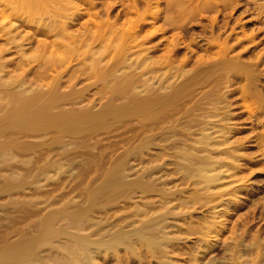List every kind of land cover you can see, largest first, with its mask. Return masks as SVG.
Segmentation results:
<instances>
[{
  "label": "bare ground",
  "instance_id": "1",
  "mask_svg": "<svg viewBox=\"0 0 264 264\" xmlns=\"http://www.w3.org/2000/svg\"><path fill=\"white\" fill-rule=\"evenodd\" d=\"M23 1H24V3H23L24 6L27 4V6L32 5L35 8L37 7L36 8L37 12L40 11L41 13H42V10H39L40 6H38V5L41 4L42 6L44 5V7H45L46 4L47 5L50 4V3H48L49 0H30V1L34 2L31 5H30L29 0H28L29 4H28V1L22 0L21 2H23ZM51 1L53 2V0H51ZM57 1L60 2V0H57ZM70 1L73 4L75 0H70ZM80 1L82 2L83 0H80ZM117 1H118V5L123 3V2L121 3L120 0H107V1L104 0V3H103L104 7L102 6L101 8H105L104 9L106 11V12H104L105 18H101L99 13L96 11L92 12V14H89V16H90L89 19H92V20L94 19L95 21H97V22H95V26H96L97 30L100 28L103 29L102 27H105L107 30L105 28L103 30L110 31L111 34H113V36L110 37V39L108 38L109 40L107 41V40L103 39V38H105V36H103L105 33L104 34L102 33L103 35H101V32L103 31L102 30L99 33H100L101 37L103 36L102 37L103 41L99 40V42H101V47L103 48V50L98 52L97 50L98 49L100 50L101 47L100 48L97 47L98 49H96V52H98V53H96V55H92L91 52L88 51L92 55V58L89 57L90 55H88L89 53L87 52V50H86V53H84L85 55H87V57H89V59L91 58L89 61V60H87L88 58L85 59L86 56L85 57L83 56L84 59L86 60L85 62L90 63V66L92 68L91 69V72H92L91 75H92L93 79L91 76H89L90 74L89 75L86 74L90 77L89 78L87 76L89 78V80L90 79L91 80L88 83H85L82 85L80 84L81 87L75 88L77 82L81 83L79 81V79L76 82L73 81L74 83L71 81L73 83V84L71 83L72 85L69 84V85L65 86L63 84V86H62V83L60 82V80L65 82L64 79L67 77H65V78L63 77L64 79L61 78L59 80V77L56 74L57 77L55 76L56 77V78L54 77L55 80H53L54 79L53 78L52 79L53 81L51 80L50 83L48 82V79H47L48 83H46L45 85L43 83H41L40 85H36V87H31L29 82H33V80L27 81L28 82V85H27L26 84L27 82L25 83V80H28V79L24 80L23 76H22L23 80H20L21 78H19V82L17 83L18 85L16 84L18 87L16 89H14V88L10 89L9 88L10 90L7 91L6 95L8 96V94L10 92L9 95H11V96H8V99L12 97V99L14 100V101H12L14 106H13V109L10 108L11 111H10V109H7V111L9 110V112H8L9 113V119L7 120L6 124L4 122V124L6 126L2 125L3 122L0 120L2 122V123L0 122V134H2L0 136H2V137L6 136L3 133L4 132L6 133V131L9 129H10V131L12 129L11 132L14 131L17 135H21L23 139L27 135L29 137L30 133L35 134L33 132H36L37 136H38V135H40V132H41V135L43 132L44 133L46 132V134H47V133H49V132H47V130L50 131V129L51 130L53 129V132L55 130V133H56L55 136L52 138L50 137L51 135L49 136L50 133L47 134L51 138L50 140H49V137H48V141H47V138L43 139V140L41 139L42 141H40V144L36 143L38 146L37 147L34 146V148H39V145H41V150L43 153L39 152L37 149V151H38L37 153H39L40 156H42L41 154H44L45 151L48 152V154L45 153L47 155V157H44V160L42 158L43 164L40 165V167L37 169V173L35 175L33 174V177L31 176L32 177L31 183L39 184V179L41 178V177L39 178V175L42 173H46V172L50 173V171H51V173L53 172V174L44 177L47 182L50 180L52 182L62 180L61 177L63 176V177H66L63 180L69 179V180H71L72 184H74L75 181L73 183L72 180L75 179L74 174L76 173V181H80V184L78 183L74 189H77V192L82 196V198L77 203H75V202L73 203V201L71 200L72 198H71V199H69V200H71V202L69 200L62 202L61 206L60 207L58 206L59 207L58 209L54 208V210H50V212L48 211L47 214H45L44 216L41 217V220H42V218H43V220H45V222L42 220L45 225L43 224V222L40 221L41 222L40 227H43V225H44V227L40 228L41 230L39 229L40 232H38L37 235L35 233L36 236L33 235L34 237H30L31 239H29V238L28 239L24 238V240L20 239L19 240L20 243L16 242L18 240L13 241L12 244H10V242H9L10 245L8 244L6 248L5 247L3 249L0 248L1 249L0 250V264H41L39 261H41V259H43V258L40 259V255H39L40 253H38L39 251L37 250L35 252L33 250V248H34L33 246H35V243L37 244L39 242V244H40L41 242L47 241L49 239L51 240L52 238H55V237L57 238L56 235H59V234L66 236V238L69 240V242H66L65 244H67V247L69 248V250H72L71 251L72 253L76 252L75 253L76 255L72 254L74 257L77 256L78 262H75V264H89L90 259L92 260V257L94 258L95 254L102 252V250L103 251L104 250L108 251L109 249L116 250L115 247L116 246L118 247V245H123L124 248L126 247V249L129 250V252L134 253L135 252L134 245L137 244L136 246L139 245L141 247L143 246V248L146 247L150 250L153 249V250H155V252L157 250V252H159V254H161V255L166 254V256H167V253L171 252L170 251V250H172L171 248H173L175 246L174 242L176 241V239H178L175 236H173V233L171 232V229H170L173 226H176L174 220L178 219L179 217L181 218V216L179 215L181 213L175 212L174 209H177L178 206H182V208H183V206H187V204L185 202H180V203L176 202V198L174 196H175L176 192L180 191L179 189L178 190H177V188L172 189V187L170 188V186H169V188L165 187L173 181V178H174L173 176H175V175H172L170 177L171 172L168 173L167 171H165V170H167V167H165L167 164L166 160L164 159L165 161L162 160V162H160L158 164H157V162L155 163V161H157L158 158L162 157L163 155L167 154L166 152H168V154H169V151L165 152L164 150H170L171 149V151H172V149H173L174 152L169 154L170 158H171V156H173L174 158L179 157L178 159L181 160V162L178 161V162L174 163L176 166L175 167L176 170L173 171L172 174H176L177 171L179 172V169H183V172L181 173L182 177H183L182 179L188 178L189 176L190 177L191 176H195V177L199 176L198 179H200L202 182V183H200V185L204 184L203 186H205V187H208V185L211 182L212 183L216 182V179L218 178L216 175H214V173L209 175V171H212L211 169L214 168L212 165L213 163L211 164V161L208 160V157H206V155L199 154V152L201 153V151L204 150L203 145L207 142H204L203 145H202V143H203V141H205V139L208 138L209 133L208 134H201V136L198 137L200 135L199 134L197 136L198 138H196V140L193 141L194 144H188L186 142V140L188 138H190L198 130H200L201 127L204 129V128H206L205 126L210 124L209 122H203V119L208 118V117H211V118L219 117V120L217 119L218 122L220 121V119L221 120L223 119L221 113H217L218 111L217 112H213V111L211 112L210 110H206L205 107H207V106L204 107V104L205 103L207 104V102L209 104V100H211L213 97L216 100H218L219 97L223 96L222 94H221L222 96H220V94H217V95H219V97L216 98L217 95H215L213 93H216L221 88H222L221 90H223L224 86L222 87V84L224 85L227 83L225 85V87L226 86L228 87L229 85L234 84L236 82V80L238 78H240L239 76H241L242 74H239V76L238 75H236V76L232 75L231 76L229 73H231V72L234 73L235 71L237 72L241 68H244V66H245L244 63L242 61H240L235 54L233 56H232V54H231V56H229L230 47H228L226 45H222V43L218 42V39L220 38L218 36V34H216V33H218V31L216 33H214V31L212 32V30H211L212 25L211 24H208V25H211L209 27L211 34H210L209 39L207 40V44H206L207 47H205V48H202L200 46V44L197 41H195V38H192V40L194 41V45H193L194 48L190 49V46H188L189 44L185 43V41L179 40V38L177 36L174 38L171 37L172 40L170 39L169 45L166 49V52L164 50L163 54H161V55L156 54V56L157 55L158 56H157V59L154 60V59H152L153 57H151V54L154 55L157 51H159V49H160L159 45L160 44H158L157 43L158 41H156L157 44L154 42L155 44L153 43L151 46L146 45L147 43H150V41H152L153 36H156V34H159V32H161V31L163 32L165 30H168V28L172 27V29H173V27H176V28H179L180 30L187 29L188 26L186 25V27H185L184 24H182L181 22L184 20H188L186 18H189V17L194 18L195 12H197V13L200 12L202 10V8L203 9L206 7L210 8L211 6L209 3L211 1L210 0H202L203 2L201 3V0H164L165 5L163 4L164 7L160 8L159 5L161 3V0H129V1H127L128 3H126V6H125L126 7L125 14H128V16L126 15V17H125L126 19L121 18L122 15H120L119 13L113 15L114 16L113 18L110 16L111 10ZM225 1L226 0H224V2ZM19 2H18V4H19ZM25 2H27V3H25ZM68 2H69V0H68ZM83 2L87 3L86 4L87 6L85 5V3H84V5L86 6V8L88 10L91 9L92 11L94 10L93 8L96 6V3H97L94 0H84ZM214 2L217 3V0ZM221 2H223V1L221 0ZM77 3H74V5H76ZM228 3H229V5L231 4L230 0L228 1ZM54 4H57V3L55 2ZM23 5H21V8ZM63 5L64 4L62 3V6ZM81 5H83V4H81ZM81 5L79 6V8H81ZM141 5H142V8H141ZM224 5H228L227 2H225ZM77 6H78V4H77ZM193 6H196V7H193ZM257 6H258V4H257ZM262 6H260V7H262ZM52 7H54V6H52ZM63 7H62V9H63ZM70 7H71V5H70ZM192 7L197 8V9L194 10ZM214 7H216V6H214ZM25 8H27V7H25ZM41 8L44 10L43 7H41ZM48 8H47V10H48ZM57 8H56V10H57ZM225 8L226 7H224V9ZM11 10H13V9L10 8L9 11H11ZM27 10L28 9H26V11ZM207 10H209V9H207ZM23 11H24V9H23ZM28 11L31 12V9ZM48 11H47V13H48ZM98 11H100V10H98ZM204 11H201V13L202 12L204 13ZM205 12H207V11H205ZM51 13H52V15L54 14L52 16L53 19H52V17H51L52 20L49 17H48L49 20L46 19L49 23H51V27L47 21H46L47 24H45V21L43 19V21H44L43 30L52 31L54 29L55 31L53 30L54 31L53 33H55L56 36L61 37L60 38L61 41H62V38H64V40L66 39L67 41L69 40L71 43L78 44V45H76L77 48L79 46H83V44H85V43L87 44V41H89V40H91L90 43H92V42L94 43V44L92 43L93 47L99 45V43H97V41H95L96 36L89 35V36H86L85 38H83V40H81L79 38L80 41H77L76 39L79 37V35H80L79 32L81 30L79 32L74 30L76 33H71V32L67 31L68 24L73 19L70 15L68 17H71V20L68 19L69 22L67 21L68 22L67 23L66 21H62V20L57 21L56 20L57 15H55V13H53V12H51ZM73 13H74V11H73ZM75 13H76V11H75ZM82 13L83 12L77 13V16L80 17L82 15ZM258 13L260 14V11ZM24 14H26V13L24 12ZM259 14H258V17H259ZM60 15L58 17H60ZM65 15H63V16H65ZM40 16H42V15H40ZM35 17H36V15H35ZM258 17L255 16V18H258ZM42 18H44V17H42ZM60 18H62V16ZM74 18H75V15H74ZM159 19H161L163 21V26L165 28L163 26L162 27L164 29L162 27H154L156 25H154L150 29H149V27L145 28V26L148 25L149 23H151V25H153V24H155V21L157 22V20H159ZM257 22H258V20H257ZM34 23H36V22H34ZM56 23H58V24H56ZM125 24H127V28H126V30H123L122 28ZM37 26H39V25H37ZM69 26H70V24H69ZM14 27H17V26L14 25L12 27V29ZM41 27H42V25H41ZM262 27H260V30ZM50 28H53V29L51 30ZM80 28H82V27H79L77 29H80ZM83 28H84L83 31L89 30L88 28H86V25H84ZM256 28H257V26H256ZM205 29H207V28H205ZM216 29H215V31H216ZM36 30H37V28H36ZM93 30H95V29L93 28ZM257 30H258V32H260L259 28H257ZM257 30H256V32H257ZM223 31H224V29H223ZM41 32H42V29H41ZM86 32L88 33V31H86ZM241 32H244V30ZM44 33H46V32H44ZM99 33H98V35H99ZM226 33H228V32H226ZM245 33H246V31H245ZM4 34H5V32H4ZM81 34H83L82 36H84V34H86V33L82 32ZM96 34H97V32H96ZM107 34H108V32H107ZM174 34H176V33H174ZM243 34L244 33H242L241 35L243 36ZM251 34L255 36L254 33H251ZM251 34H250V36H252ZM93 35H95V34H93ZM176 35H178V34H176ZM235 35H237V34H235ZM90 36H92V37H90ZM26 37H27V35H26ZM26 37H25V39H27ZM98 37H100V36H98ZM98 37H96V39ZM182 37H181V39H182ZM184 37H186V36H184ZM224 37L227 38V36H224ZM57 38H56V41L58 40ZM229 39H230V37H229ZM249 39L250 38H248V40ZM8 40H11V39L9 38ZM239 41L243 42V40H240V39H239ZM259 41H260V39H259ZM6 42H7V44H9L10 41L9 42L6 41ZM190 42H191V40H190ZM233 42H231V43H233ZM95 43H97L98 45H95ZM231 43H229V45H231ZM256 43H257V41H256ZM190 44H193V43H190ZM54 45H56V43ZM61 45L63 46V44H61ZM249 45H251V44H249ZM135 46H137L139 48L138 49L139 51H136V52H139V54H138V57L136 56L135 58L133 57L134 59H131L130 58L131 53L128 50H130L131 47H135ZM166 46H167V43H166L165 47ZM213 46L216 47L215 48L216 50H214ZM55 47H57V46H55ZM67 47H69L68 42H67ZM67 47H63V48H67ZM87 47L90 49L89 45ZM93 47H91V48L93 49ZM249 47H251V46H249ZM242 48L243 47H241V49ZM181 49L191 50L190 52H192L193 54H194V52H196V54H199V51L200 52L202 51L203 54H200L198 59L196 57L197 63L195 65H193V62H192L193 58H191V55H187V53L188 54H190V53L189 52L185 53L184 50L181 51ZM136 50H137V48H136ZM181 52H182V54H181ZM77 53H78V51H77ZM77 53L76 54L74 53V55H77ZM82 53H83V51H82ZM230 53H231V51H230ZM238 53H240V52H238ZM245 53H246V51H245ZM63 54L65 55V53H63ZM0 55H2V54L0 53ZM22 55H24V54H22ZM80 55H81V53H80ZM108 55H109V57H108ZM135 55L136 54H134V56ZM209 55H211V56H209ZM203 56H208V57L203 58ZM234 56H236V57H234ZM251 56H252V54H251ZM105 57L108 60H103ZM46 58L47 57H44V59H46ZM66 58L67 57H65V59ZM65 59L58 56V58L50 57V59H48V60L46 59V61H47V63L49 62L51 65L53 64L51 67L52 68L51 70H53V66L55 63L58 65V67L60 69V66L62 63V65H64L63 67H64V72H65L67 65L70 66L71 68L73 66V65H70L72 63H68V60L66 62L67 65L65 66V64H63V62H65L64 61ZM76 59H78V58H76ZM41 60H42V58H41ZM73 60H74V58H73ZM243 60L245 61V59H243ZM193 61H194V59H193ZM247 61H249V60L247 59ZM255 61H257V60H255ZM259 61H261V60H259ZM43 62L46 63L45 61H43ZM80 62H82V61H80ZM3 63H5V62H3ZM82 63H81V65H82ZM1 64H2V62H1ZM81 65L78 64V67ZM76 66H77V64H76ZM84 66H87V65L84 64ZM43 67H44V65H43ZM45 67L48 68V66H45ZM49 67H50V65H49ZM58 67L56 69H58ZM74 67H73V69H71V72L74 70ZM87 67H86V69H87ZM67 68L70 70L69 67H67ZM88 68H90V67H88ZM256 68H255V71H256ZM40 69H42V68H40ZM259 69L257 71H259ZM83 71H88V70L84 69ZM246 71L248 73V70H246ZM64 72H63V74H64ZM59 73H60V71H59ZM252 73H254V72H252ZM249 75H250V73L248 74V76ZM252 75H254V74H252ZM254 76H257V75H254ZM247 79L249 80L248 81V83H249L251 80L250 77L249 78L247 77L246 81H247ZM44 80H46V79H44ZM71 80H72V78H71ZM83 81H82V83H83ZM223 81L226 83H223ZM233 81H235V82L233 83ZM11 82H13V80ZM35 83H36V81H35ZM255 83H257V81ZM11 84H10V86H11ZM67 84H68V82H67ZM0 85H1V82H0ZM6 85H8V83ZM207 85H209L210 88L208 90H204L201 92L199 88H204ZM242 86H241L242 88L240 87L242 90V93H243L242 95H243V97L248 99V97H249L248 92L249 93L251 92L249 90H254V88L251 89V88H249L250 87L249 86L247 88L248 89V91H247V90H243L244 85H242ZM255 86L257 89V84H255ZM91 87H93V88L97 87L98 91L96 93L98 96H95V97L86 96L89 88H91ZM197 89H199V90H197ZM225 89H224V91H226ZM237 89H239V88H237ZM256 89L254 90L255 92L257 91ZM93 91H96V90H93ZM224 91H223V94H224ZM231 91H233V90L232 89H230V91L228 90V92H231ZM254 91H252V92H254ZM2 92L3 91H1V93ZM92 92H91V94H93ZM232 93H234V92H232ZM257 93H259V92H257ZM225 94H226V92H225ZM1 95L2 94H0V96ZM94 95H95V93H94ZM256 95L258 98V94H256ZM256 95H255V98H256ZM7 96H6V98H7ZM229 97L230 96H228V98ZM193 98H195V99H193ZM214 98H213V100H214ZM3 100H4V98H2V101ZM9 100H11V99H9ZM231 100L229 102H231ZM240 100H241V98H240ZM12 102L9 101V104ZM80 103H82V104H80ZM210 103H213V102H210ZM222 103H223V101H222ZM226 103H225V106L226 105L228 106V104H226ZM244 103L245 102H243V104ZM9 104H7V105H9ZM241 104H242V102H241ZM246 104L247 103H245V105ZM248 104H250L252 106L251 101H249ZM230 105H232V104H230ZM5 106H4V109H5ZM209 106L211 107V105H209ZM221 106L222 107L220 109L223 108L222 110H224L225 106L224 107H223V105H221ZM251 106H249V107H251ZM263 106H264V104H263ZM229 107H231V106H228L227 109H229ZM232 107H234V105H232ZM6 108H8V107L6 106ZM245 108H247V107H245ZM220 109L218 107V110H220ZM251 109H252V107H251ZM195 111H197L198 113L197 112L195 113ZM236 112L237 111H235V113ZM8 113H7V117L3 116V118L4 117H5V119L8 118ZM230 114H232V113H230ZM224 115H226V114H224ZM0 117H1V114H0ZM199 117H201V118H199ZM5 119H3V120L5 121ZM183 119H184V121L181 122V120H183ZM185 119H187V120H185ZM224 119H225V117H224ZM205 121H207V120H205ZM220 123L221 122H219V124ZM235 123H237V122H235ZM180 124H183L185 127H187L185 131H187L188 133H186V134H183V132L180 133L179 129L177 128V125H180ZM121 125H127L128 126L127 128L129 129L128 131H130L129 135H125V136L123 135L124 137L119 135V137H121L119 139L120 142L124 141L125 143L124 142L119 143L118 140H115L114 139L115 136L112 133V132L115 133L116 131L114 129L118 128ZM216 126H217V130L221 129V127H218V125L212 124V127H216ZM229 127H230V125H229ZM101 129H103V130H101ZM38 130H40V131L38 132ZM100 130L104 131V133L100 132ZM112 130H114V131H112ZM118 130H119V128H118ZM209 130H210V128H209ZM96 131H99L100 133H102L101 134L103 136L102 138H105L104 136H106L105 140H107V139L109 140L111 138L110 142L107 140L108 143L102 144L101 140H98V139L93 140V137L95 138V136H96L95 135ZM226 131H228V130H226ZM14 132L11 134L15 135ZM99 132H97L98 136H96V138L100 136ZM202 133H203V131H202ZM17 135H16V137L18 139L19 136H17ZM43 135H44V138L47 137V135H45V134H43ZM53 135L54 134L52 133V136ZM216 136H218V135H216ZM223 136L224 135H222L221 137H223ZM13 137H15V136H13ZM13 137H12V139H13ZM4 139H7V137ZM221 139H223V138H221ZM38 140H36V141H38ZM89 140H92V141L90 142ZM111 140H113V141H111ZM28 141H30V140H28ZM211 141H213V139ZM226 141H228V140H226ZM3 142H6V141L3 140ZM7 142H8V140H7ZM11 142H13V141H11ZM21 142H23V141H21ZM21 142H20V144H21ZM13 143L15 144V140ZM23 143L25 144V142H23ZM215 143L217 144L216 141H215ZM9 144H11V143H9ZM9 144H8V146L11 147V145H9ZM118 144H121V146L124 144H128V145L125 146V148H123L117 154L113 153L115 155L112 156L109 153L110 155H108L107 150L115 151L116 149L121 147L120 145H119V147H117ZM211 144H213V143H211ZM216 144H215V146H216ZM22 145H20V147H22ZM0 146H2V144ZM23 147H24V145H23ZM23 147H22V149H23ZM26 147H28V146L26 145ZM114 147H115V150H114ZM30 148H31V146H30ZM151 148L160 149L159 151L161 152V150H163V152H161L162 153L161 155L160 154L158 155V153H160V152L157 150V151H155L156 153H154V155H153V153L150 154L151 152H149V150H148ZM39 150H40V148H39ZM143 150H145L146 152L148 150V152L145 154V153H143L144 152ZM223 150L226 151L225 149H223ZM29 151H31V150H29ZM205 151H206V149H205ZM202 152H204V151H202ZM50 153H52L53 155L51 156ZM147 154H148V157H147ZM37 155H36V157H37ZM48 155H50V157ZM215 156H216V154H215ZM38 158H40V157H38ZM227 159H229V157ZM37 160H39V159H37ZM167 160H169V159H167ZM225 161H227V160H225ZM41 162L39 161V163H41ZM153 162H154V164H153ZM36 164H37V162H36ZM138 165H139V168H138ZM170 165H171V163H170ZM37 166H39V165H37ZM135 166H137L138 169H136ZM140 166H142V168ZM224 166H226V165H224ZM92 168L95 169V172L96 171H100V172H96L95 173L96 175L93 174V175H95V177H93V175H92V179L89 177V180L87 179L88 181L84 182L85 183L84 185H81V184H83V182H81L82 179H84V180L86 179L85 174L87 176V174H89L87 172ZM74 170H76L75 173L72 172ZM159 172H161L160 175L153 176ZM215 174H216V172H215ZM77 178H78V180H77ZM184 181H186V180H184ZM181 182H183V181H181ZM56 183H58V182H56ZM192 183L194 184V182H192ZM36 184H35V188L38 189V187L40 185L37 186ZM181 185H183V184H181ZM198 185H199V183H198ZM176 187H177V185H176ZM40 188L42 190H44L43 187H39V189ZM202 189H204V187ZM151 192H156L159 196V197L157 196V198H159V199L149 200V198H147V200H143L141 194H146V193L150 194ZM179 193H181V192H179ZM137 195H139L140 200H141V201H138V205L136 204L137 201H135V200L132 201L135 198V196H137ZM58 197H56L55 199L54 198L51 199V201H50L51 204L55 203V202H59L61 199H59ZM65 197H67V196L65 195ZM143 197H144V195H143ZM178 197H180V196H178ZM197 198H196V200H197ZM46 200H48V198ZM46 200H45V202H47ZM120 200H122L124 202V205H122V206L129 207V210L124 215L112 216V213L116 212L115 208L118 206V204H120V202H119ZM128 204H130V205L134 204V206L131 207ZM120 206L117 207V209L120 208ZM180 208H178V210ZM182 208H181V210H182ZM188 211H189V209H188ZM187 212H186V214H187ZM98 213H100L99 216H98ZM58 215H59V217H66L65 219H67L66 220L67 223H69V224L73 223L74 228H76L78 231H85V232L78 234L76 232L61 230L62 228L59 229L60 226H58V228H57V226L54 225V223H55V221H57L56 219H57ZM114 215H116V214L114 213ZM183 215H184V213H183ZM214 216H216V215H214ZM45 217H46V219H45ZM189 217H190V215H189ZM184 218H185V216H184ZM46 221H48V222H46ZM204 221H206V220H204ZM214 223H216V222L214 221ZM189 225H190V223H189ZM206 225H209V224H206ZM199 226L201 227V225H199ZM202 226H204V225H202ZM37 228H38V226H37ZM177 228H179L178 225H177ZM208 228L210 230V226ZM195 230H196V228H195ZM201 230H202V227H201ZM36 232H37V230H36ZM209 232L210 231H208L207 233H209ZM200 233H202V232H200ZM204 236H205V234H204ZM210 237H209V239H210ZM205 239L206 238H203V240H202V238L200 239L203 242V245H204L203 247H208V245L211 246V244L208 243V241L206 242ZM51 241H54V240L52 239ZM179 242H181V241H179ZM242 242H243V240H242ZM242 242L240 241V243H242ZM255 242H257V241H255ZM39 244H37V246ZM250 244H249V246H250ZM200 246H202V245H200ZM231 246H233V245H230V247ZM244 246H245V244H244ZM203 247H202V250H198V251L196 250L195 251L196 253L193 255L195 262L200 260L202 258V255L204 257L203 252L204 251L206 252V250ZM212 247H214V246H212ZM246 248H248V246ZM246 248H243V249H246ZM259 248L260 247H258V249ZM255 249L257 250V248H255ZM248 250L249 249H247L246 252H248ZM109 251H111V250H109ZM234 251H232L234 253H232V252H231L232 254L230 253L232 257H235L238 255L237 254L238 250L234 249ZM249 251H251V249ZM66 253H68V252H66ZM244 253H245V251H244ZM259 253H258V255H260ZM156 254H158V253H156ZM227 254H228V252H227ZM253 255H254V253H253ZM68 256H69V254H68ZM70 258H68V259H69V261H71L70 263H72V258H71V260H70ZM156 258H158V257H156ZM163 259H164V257H163ZM165 259L169 260V258H165ZM212 260L214 262L215 259H212ZM255 260H257V259L255 258ZM43 261H44V259H43ZM220 261L219 262L217 261L216 263H212V264H224L222 261L221 262ZM227 261L228 260L225 261V264H227L226 263ZM164 263H165V261H164ZM206 263L211 264V261L210 262L207 261ZM235 263H236V261H235ZM67 264H68V262H67ZM73 264H74V261H73ZM193 264H194V262H193Z\"/></svg>",
  "mask_w": 264,
  "mask_h": 264
},
{
  "label": "rangeland",
  "instance_id": "2",
  "mask_svg": "<svg viewBox=\"0 0 264 264\" xmlns=\"http://www.w3.org/2000/svg\"><path fill=\"white\" fill-rule=\"evenodd\" d=\"M17 1L19 2L20 0H14V1L13 0H3V1L0 0V53L2 54V55H0V61L3 64L2 65L0 62V82H1L0 94H2L0 96V114L2 117V118L0 117V120L3 122L2 125H4V126H6L5 124L7 123V120L9 119V113H8L9 110L7 111V109H10V108L13 109V106H14L13 102H12L14 100L12 99V97L9 98L11 100L8 99V96H11V95H9L10 92H9L8 96L6 94H7V91H9L10 89H12V88L16 89L18 87L17 83L19 82V78H21L20 80L28 79V80H25V83L29 80L30 81L33 80V82H29V84L31 85V87H36V85H40L41 83H43L44 85L48 82L50 83L51 80L57 74L59 77V80L63 77L64 78L67 77L65 79L63 78L65 80V82L60 80V82L62 83V86H63V84L65 86L69 85L73 81L76 82L79 79V81L81 83L77 82V84H76L77 87L75 86V88L81 87L82 84L88 83L91 80V79L89 80V78H90L89 76L92 77V75H91L92 74V72H91L92 68H91L89 62H85L86 61L85 59L88 58L87 60L90 61V59L92 58V55H96V53L103 50V48L101 47V42H99V40L103 41V39H105L108 41L110 39V37L113 36V34H111L110 31L103 30L105 27H102L103 29L100 28L97 30V28L95 26V22H97V21H95L94 19L93 20L89 19L90 18L89 14H92V12H95V11L99 13L101 18H105V13H104V12H106L104 10L105 8H101L102 6L104 7V5H103L104 0H94L97 3H96V6L93 8L94 9L93 11L91 9L88 10L86 8L87 3H85L86 1L83 2L84 0L82 1L83 3L80 0H75L74 3H77L79 1L77 3L78 6H77V4L76 5H74V3L72 4L70 0H69V2H68V0H60V2H58L57 0H53V2L54 3L56 2L57 4H54L51 0H49L50 2L48 1V3H50V4L49 5L46 4V6H45L46 8L44 7V5L43 6L41 4L38 5V6H40V9L39 8L38 9L42 10V13L40 11L37 12V9H36L37 7L35 8L31 5L34 3L33 1L29 0L31 6H29V5L27 6V4L24 6L23 5L24 1L21 2L22 0L19 2V4H20L19 5ZM26 1H28V0H26ZM29 1H28V4H29ZM127 1H129V0H122V1L120 0V2L121 3L123 2V3L119 4V5H118V1H117L111 10L110 16L113 18L114 17L113 15L119 13L120 15H122L121 18L126 19L125 18L126 15L128 16V14H125V11H126L125 6H126V3H128ZM210 1L211 2L209 4L212 8L206 7L209 10H207L206 8H204V9L202 8V10H201V11L205 10L207 12H205V11H204V13L203 12L201 13V11L198 13L195 12L194 18L189 17V18H186L188 20H184V21L181 20L182 21L181 23L184 24L185 27H186V25L188 26L187 29L180 30L179 28H176V27H173V29H172V27L168 28V30H165L163 32L161 31V32H159V34H156V36H153L152 41H150V43H147L146 45L151 46L154 42L156 43V41H158L157 43L160 44L159 45L160 46L159 51H157L154 55L151 54V57H153L152 59H154V60L157 59L158 55L156 56V54L161 55L164 53V50L166 52V49H167L169 42H170V39L172 40V38H174L176 36L179 38V40H181V41L183 40V41H185V43L189 44L188 46H190V49L194 48V46H193L194 41L192 40V38H195V41H197L202 48H205V47H207V45H206L207 40L209 39L210 34H211L209 27L212 25L211 26L212 32L214 31V33H216L218 31V33H216L220 37V38L218 37L219 38L218 42L222 43V45H226V46L230 47L229 56H231V54H232V56L235 54L237 56V58L244 63V65H245L244 68H241L240 70H238L237 72L235 71L234 73L231 72L232 74L229 73L231 76L232 75H234V76L238 75L239 76V74H242L241 76H239L240 78H238L236 80V82L233 81V83L235 82L234 83L235 85L232 84L233 86L229 85L228 87L227 86L225 87V85L227 83L223 81V83H226L224 85L222 84V87L224 86L223 90H221L222 89L221 88L219 91H217L218 93L217 92L213 93L215 95L220 94V96H222V95L223 96L219 97V95H217L216 98L217 97L220 98V99L218 98V100H216L212 96L214 98V100L211 97L212 101L209 100V104L207 102L208 105L206 103L204 104V107L207 106V107H205L206 110H210L211 112L212 111L213 112L218 111L217 113H221V115L223 117V119H222L223 121L220 119L219 122H221V123L219 124V122L217 121V119L219 120V117H215V118L208 117V118L203 119V122H209L211 125L209 124V125L205 126L206 128H204V129L201 127V129L198 130L199 132L195 131L196 133H194L190 138H188L186 140V142L188 144H194L193 141H195L196 138L200 137L201 134H208L209 133L208 134L209 139L208 138L205 139V141H203V143H202V145H203L204 142H207L203 145L204 150H202V151H204V152L201 151V153L199 152V154L206 155V157H208V160L211 161V164L213 163L212 165L215 169L212 168L211 170L213 172L209 171V175L214 173V175H216L218 178L216 179V182H213V183L211 182L208 185V187H205V186H203L204 184L200 185V183H202V182L200 179H198L199 176H196V177L195 176H191V177L189 176L188 178L182 179L183 177H182L181 173L183 172V169H179V172L177 171L176 174H172L173 171L176 170L175 169L176 166L174 163H176L178 161L181 162V160L178 159L179 157L174 158L173 156H171V158H170L169 154L174 152L173 149H172V151H171V149L170 150H164L165 152L169 151V154H168V152H166L167 154L163 155L162 156L163 158L162 157L158 158V160L155 161V163L157 162V164H158V163L162 162V160L165 159L167 162V164L165 163L166 164L165 167H167V170H165V171H167L168 173L171 172L170 177L172 175H175V176H173L174 177L173 181L165 187L169 188V186H170V188L172 187V189L173 188H177V190L179 189L180 191L176 192L177 194L175 193V196H174L176 198V202H178V203L185 202L187 204V206H183V208H182V206H178V208L181 207L182 210H181V208L179 210H178V208L174 209L175 212L181 213V214H179L181 216V218L179 217L178 219L174 220L176 226H173L174 228L173 227L170 228L171 232L173 233V236L178 238L174 242V244H175V246L173 247L174 249L171 248L172 249V250H170L171 252L167 253V256H166V254H163V255L159 254V252H157V250L155 252V250H153V249L150 250L146 247L143 248V246L142 247L139 245L136 246L137 244L134 245V247H135L134 253L129 252V250H127L126 247L124 248L123 245H118V247L117 246L115 247L116 250H114V249H109L111 251H109V250L103 251L102 250L103 253L99 252L98 254H95L94 258L92 257V260L90 259L89 264H163L164 261H165L164 264H181V263L182 264H188V263L190 264L191 262H192L191 264H193V262H194V264H198V263L199 264H207L206 263L207 261H209V262L211 261V264H212V263H216L217 261L219 262L220 260L224 264H225L226 260H228L226 262L227 264H264V106H263V104H264V49H263L264 48V33H263L264 32V30H263L264 29V0H256V1L255 0H230V3L232 5L231 4L229 5V3H228L229 0L228 1L226 0L225 2H227V4L229 6L224 5L225 4L224 0H222L223 2H221V0H217V3L214 2L216 0H210ZM202 2L203 1L201 0V3ZM25 3H27V2H25ZM62 3L64 4L63 5L64 7L62 6ZM84 3L86 6L84 5ZM256 3L258 4V6ZM81 4H83V5H81ZM163 4H164V0H161V3L159 5L160 8L164 7L165 4L164 5ZM21 5H23L22 8L24 7L23 8L24 11L21 8ZM51 5L54 7H52ZM70 5H71V7H70ZM80 5H81V8H79ZM259 5L262 7H260ZM214 6H216V7H214ZM25 7H27V8H25ZM41 7H43L44 10ZM62 7H63V9H62ZM193 7H196V6H193ZM224 7H226V8L224 9ZM10 8L13 10L9 11ZM47 8L49 11L47 10ZM56 8H57V10H56ZM141 8H142V5H141ZM26 9H28V10L31 9V12H29L28 10H27L28 11L27 12ZM193 9L195 10L197 8H193ZM98 10H100V11H98ZM47 11H48V13H47ZM73 11H74V13H73ZM75 11H76V13H75ZM259 11H260V14L258 13ZM24 12L26 14H24ZM51 12H53V13H55V15H57V18H58V19L56 18L57 21L62 20V21H66V22L68 21L69 22V20H71V17L73 18L69 22L71 27L68 24L67 31L71 32V33H76L74 30H76L78 32L81 30L79 32V34L81 36L79 35V37L77 39L75 38L77 41H80L79 38L81 40H83V38H85L86 36H89V35L96 36V37L100 36L97 39L95 37V41H97V43H99V45L97 43H95V45H98V46L93 47V45H92L93 42L90 43L91 40H89V41H87V44L85 43V44H83V46H79L77 48L76 45H78V44L71 43L69 40L67 41L66 39L64 40V38H62V41H63L62 42L60 39L61 37L56 36L55 33H53L55 31L53 28H50V29L51 30L53 29L54 31L53 30L52 31L43 30L44 21H45V24H47L48 21L46 19L49 20V18L51 19V17L54 15V14L52 15ZM79 12L80 13L83 12L80 17L77 16V13H79ZM39 14L42 16H40ZM258 14H259V17H258ZM35 15H36V17H35ZM59 15H60V17L62 16V18L58 17ZM63 15H65V16H63ZM69 15L71 17H68ZM74 15H75V18H74ZM255 16L258 18H255ZM42 17H44V18H42ZM43 19H44V21H43ZM52 19H53V17H52ZM257 20H258V22H257ZM34 22H36V23H34ZM56 24H58V23H56ZM208 24H211V25H208ZM14 25L17 27H14L12 29V27ZM37 25H39V26H37ZM41 25H42V27H41ZM49 25L51 27V23H49ZM84 25H86V28L89 29V30H86V31H88V33L86 31H83ZM154 25H156V26H154ZM91 26L95 30H93V28ZM146 26H145V28L149 27V29L152 28L153 26L154 27H162L163 21L161 19H159V20H157V22L155 21V24L151 25V23H149ZM256 26H257V28H259L260 32H258ZM79 27H82V28L77 29ZM260 27H262L261 30H260ZM36 28H37V30H36ZM126 28H127V24H125L122 29L126 30ZM205 28H207V29H205ZM41 29H42L43 33L41 32ZM215 29H216V31H215ZM223 29H224V31H223ZM255 29L257 30V32ZM243 30H244V32H241ZM245 31H246V33H245ZM4 32L6 35L4 34ZM44 32H46V33H44ZM82 32L86 33L87 35L84 34V36H82L83 35V34H81ZM96 32H97V34H96ZM99 32H101V35H103L105 33L103 35V36H105V38L102 39L103 36L101 37ZM107 32H108V34H107ZM226 32H228V33H226ZM98 33H99V35H98ZM174 33H176L178 35H176ZM242 33H244L243 36L241 35ZM251 33H254L255 36L252 35ZM93 34H95V35H93ZM235 34H237V35H235ZM250 34L252 36H250ZM26 35H27V37H26ZM92 36H90V37H92ZM184 36H186V37H184ZM224 36H227V38H225ZM25 37L27 39H25ZM181 37H182V39H181ZM229 37H230V39H229ZM9 38L11 40H8ZM56 38L58 39L57 41H56ZM248 38H250L251 40L250 39L248 40ZM239 39L243 40V42L242 41L240 42ZM259 39H260V41H259ZM190 40H191V42H190ZM6 41H8V42L10 41L11 43L9 42V44H7ZM66 41L68 42L69 47H67ZM256 41H257V43H256ZM189 42L193 43V44H190ZM231 42H233V43H231ZM55 43H56V45H54ZM166 43H167V46L165 47ZM229 43H231V45H229ZM61 44H63V46ZM249 44H251V45H249ZM88 45H89L90 49L87 47ZM55 46H57V47H55ZM240 46L243 47L242 48L243 50L241 49ZM249 46H251V47H249ZM63 47H67V48H63ZM91 47H93V49ZM97 47L98 48L101 47L100 50ZM135 47L137 48V50ZM135 47H131L130 50H128L131 53V55H130L131 59H134L136 56L138 57L139 52H136V51H139L138 50L139 48L137 46H135ZM213 48H214V50H216L215 49L216 47L213 46ZM96 49H98L97 50L98 52H96ZM188 49H181V51L184 50L185 53L189 52L190 54L187 53V55H191V58L194 59V61L192 59L193 65H195L197 63L196 61L199 58L200 54H203V52L199 51V54H196V52H194V54H193L192 52H190L191 50H188ZM86 50H87V52L89 51L92 54L91 55L88 52L89 53L88 55H90L89 57H91L90 59H89V57H87V55L84 54V53H86ZM77 51L79 54L77 53ZM82 51H83V53H82ZM230 51H231V53H230ZM245 51H246V53H245ZM238 52H240V53H238ZM63 53H65V55ZM74 53L75 54L77 53V55H74ZM80 53L82 56L80 55ZM22 54H24V55H22ZM134 54H136V55L134 56ZM181 54H182V52H181ZM251 54H252V56H251ZM57 55L59 57L64 58V59H65V57H67L64 60L65 62H63V64H65V66H66L67 65L66 62L68 60V63H72V64H70V65H73L72 68L67 65L65 72H64V67H63L64 65H62V63H61V66L59 69L58 65L55 63L57 66L54 64L53 70H51L52 69L51 67L53 64L51 65L49 62L47 63L46 59L48 60V59H50V57L58 58ZM43 56L47 57V58L44 59ZM83 56L84 57L86 56L85 59ZM209 56H211V55H209ZM236 56H234V57H236ZM108 57H109V55H108ZM196 57H197V59H196ZM207 57L208 56H203V58H207ZM41 58H42V60H41ZM73 58H74V60H73ZM76 58H78V59H76ZM105 58L103 60L109 59V58L108 59L107 58L105 59ZM243 59H245L246 62ZM247 59L251 63L249 61H247ZM255 60H257V61H255ZM259 60H261V61H259ZM43 61H45L46 63H44ZM80 61H82L83 63ZM3 62H5V63H3ZM81 63H82V65H81ZM42 64L44 65V67ZM76 64H77V66H76ZM78 64L81 66L78 67ZM84 64L90 68H88L87 66H84ZM49 65H50V67H49ZM45 66H48V68ZM57 67H58V69H56ZM67 67H69L70 70ZM73 67H74V70L71 72V69H73ZM86 67H87V69H86ZM256 67L258 69L260 68L261 70L259 69V71H257L258 69ZM40 68H42V69H40ZM255 68H256V71H255ZM84 69L88 70L90 73L88 71H83ZM246 70H248V73ZM59 71H60V73H59ZM63 72H64V74H63ZM252 72H254V73H252ZM249 73H250V75L248 76ZM86 74H88V75L90 74V75L88 76ZM252 74L257 75V76H254ZM22 76H23V79H22ZM247 77L248 78L250 77V79H251L250 82L252 81L251 83L250 82L248 83V81H249L248 79L246 81ZM55 78L53 80H55ZM71 78H72V80H71ZM11 79L13 80L14 83L11 82L12 81ZM44 79H46V80H44ZM47 79H48V82H47ZM92 79H93V77H92ZM35 81H36V83H35ZM82 81H83V83H82ZM256 81H257V83H255ZM67 82H68V84H67ZM7 83H8V85H6ZM254 83L257 84V89H256V86ZM10 84H11V86H10ZM26 84L28 85V82ZM242 85H244L243 90L248 91L247 88L250 86L249 88H251V89L254 88V90L256 89L257 91L255 92L254 90H249V91H251L250 93L248 92V95L250 98L248 97V99H246L242 95L243 94L242 90H241V88L243 87ZM209 88H210V86L207 85L206 87L199 88V89L202 92L204 90H208ZM237 88H239V89H237ZM199 89H197V90H199ZM224 89L226 91H224ZM230 89H232L233 91L228 92V90L230 91ZM93 90H96V91H93ZM1 91H3L4 93L3 92L1 93ZM97 91H98L97 87H95V88L91 87V88H89V90H88L89 93L87 92L86 96H88V97L98 96L96 93ZM223 91H224V94H223ZM252 91H254V92H252ZM91 92L93 94H91ZM225 92H226V94H225ZM232 92H234V93H232ZM257 92H259L261 95ZM94 93H95V95H94ZM256 94H258V98H257ZM255 95H256V98H255ZM6 96H7V98H6ZM228 96H230V97L228 98ZM2 98H4L3 101H2ZM240 98H241V100H240ZM193 99H195V98H193ZM230 100H231V102H229ZM9 101L12 102V103H10L11 105L9 104ZM222 101H223V103H222ZM240 101L242 102V104H243V102H245L247 104L245 105V103H244L242 105ZM249 101H251L252 106L250 104H248ZM210 102H213V103H210ZM225 103L231 107H229V109H227L228 106L226 105L227 106L226 107ZM7 104H9V105H7ZM80 104H82V103H80ZM230 104L234 105V107H232V105H230ZM5 105L8 108H6ZM209 105H211V107ZM221 105H223V107L225 106L226 108L224 107V110H222L223 108L220 109L222 107ZM248 105L251 106L252 109ZM4 106H5V109H4ZM218 107L220 110H218ZM245 107H247V108H245ZM11 109H10V111H11ZM235 111H237V112L235 113ZM196 112L197 111H195V113ZM7 113H8V118H6V119H5V117L3 118V116L7 117ZM230 113H232V114H230ZM224 114H226V115H224ZM224 117H225V119H224ZM199 118H201V117H199ZM3 119H5V121ZM185 120H187V119H185ZM205 120H207V121H205ZM183 121H184V119L181 120V122H183ZM4 122H5V124H4ZM235 122H237V123H235ZM212 124L218 125V127H221L222 130L221 129L217 130V126L212 127ZM229 125H230V127H229ZM183 126H184L183 124L177 125V128L179 129L180 133H182V132H183V134L188 133L187 131H185L187 127H185V126L183 127ZM127 127H128L127 125H121L118 127L119 130H118V128L114 129L116 131L115 133L112 132L114 130L111 131L114 134V136L116 137V138L114 137V139L118 140L119 143L124 142V141L120 142L119 139L121 137H119V135L120 136L129 135L130 131H128L129 129ZM209 128H210V130H209ZM101 130H103V129H101ZM101 130H100V132L104 133V131H101ZM226 130H228V131H226ZM11 131H12V129H11ZM11 131L9 129L6 131V133L5 132L3 133L6 136H4V135H3L4 137L0 136V145L2 144V146H0V248H2V249L4 247L6 248L7 245L9 244V242H10V244H12V242L16 241V240H18V241L20 239L24 240V238L31 239L30 237H34L33 235H35V233L37 235L38 232H40L39 229L43 228L45 225L44 224L45 220H43V218H42V220L44 221L43 222L41 220V217L44 216L45 214H47L48 211L50 212V210H54V208L58 209L61 206L62 202L68 201L69 199L72 198L71 200L73 201V203L74 202L77 203L82 198V196L77 192V189H74L78 183L80 184V181H76V173H75L76 170L72 171L73 173H75L74 174L75 179L72 180L73 183L75 181L74 184H72L71 180H69V179L63 180L64 178H66L63 176L61 177L62 180L54 181V182H52L50 180L47 182L44 177L53 174V172L51 173V171H50V173L46 172V173H42L39 175V178L41 177L39 179V184L31 183V178L33 177V174L35 175L37 173V169L40 167V165L43 164L44 157H47L46 154H48V152L45 151L44 154H41L42 156L43 155L44 156L43 157L40 156L39 153H37V152L39 151V152L43 153L41 150V145H39V148L41 151L39 150V148H34V146L37 147L38 146L37 144L38 143L40 144V141H42L43 139L47 138V141H48V137L50 135H51L50 136L51 138L54 137L56 134L55 130H54V132H53V129L52 130L50 129L51 132L47 130V132L50 133V134L47 133V134H49V136L46 134V132L45 133L43 132L42 135L40 132L41 136L38 135L39 137L37 136L36 132H33L35 134L30 133L29 134L30 138L27 135L26 137H24L25 140L22 138L21 135H17L14 131L13 132L15 133V135L14 134L12 135L11 133H13V132H11ZM39 131L40 130H38V132ZM202 131H203V133H202ZM97 132H99V131L95 132L96 136H98ZM100 132H99L100 136L97 138H96V136H95V138L93 137V140L94 139L95 140H97V139L101 140L102 144L108 143V141L110 142L111 138L109 140L107 139L108 141L105 140L106 136H104L105 138H102L103 136L101 135L102 133H100ZM52 133L54 134L53 136H52ZM43 134L47 135V137L44 138ZM0 135H2V134H0ZM16 135L19 136L18 139H17ZM216 135H218V136H216ZM222 135H224L225 137L224 136L221 137ZM11 136L12 137L15 136V137H13V139H12ZM6 137H7V139H4ZM50 137H49V140L51 139ZM211 138L213 139V141H211L212 140ZM221 138H223V139H221ZM3 140L6 142H3ZM7 140H8V142L10 141L9 143H11V144H9L7 142ZM14 140H15V144L13 143ZM28 140H30V141H28ZM36 140H38V141H36ZM226 140H228V141H226ZM11 141H13V142H11ZM21 141L25 142V144ZM89 141L91 142L92 140H89ZM111 141H113V140H111ZM215 141L217 142V144L215 143ZM20 142H21V144H20ZM211 143H213V144H211ZM8 144L11 145V147H9ZM22 144L24 145V147ZM215 144H216V146H215ZM20 145H22L23 149H22V147H20ZM26 145L29 148L26 147ZM119 145L121 146V144H118L117 147H119ZM127 145L128 144L122 145L120 147L121 149L118 148L119 150L118 149L115 150V147H114L115 151L107 150L108 155L111 154L113 156V155L117 154L119 151H121ZM30 146H31V148H30ZM37 149H38V151H37ZM205 149H206V151H205ZM223 149H225L226 151H224ZM29 150H31V151H29ZM148 150H149V152H151L150 154L153 153V155H154V153H156L155 151H157V150L159 151L160 149L151 148ZM148 150H147V152H148ZM143 151H144L143 153H145V154L147 153L145 150H143ZM161 152H163V150H161ZM161 152L158 153V155L159 154L161 155L162 154ZM52 153H50L51 156L53 155ZM113 153H115V154H113ZM215 154H216V156H215ZM36 155H37V157H36ZM50 155H48V156L50 157ZM38 157H40V158H38ZM147 157H148V154H147ZM228 157H229V159H227ZM42 158H43V160H42ZM37 159H39V160H37ZM167 159H169V160H167ZM223 160L224 161L227 160L228 162L227 161L224 162ZM35 161L37 162V164ZM39 161L40 162L42 161V162L39 163ZM170 163H171V165H170ZM222 163L223 164L225 163L224 165H226V166H224ZM153 164H154V162H153ZM37 165H39V166H37ZM140 167L142 168V166H140ZM135 168L138 169L139 165H138V168H137V166H135ZM96 172H100V171H96ZM96 172H95L94 168L90 169L87 172L89 174H87V176L85 174L86 179L85 180L82 179L81 182H83V184H81V185H84L85 184L84 182L88 181L89 177L92 179V175L95 174ZM215 172H216V174H215ZM160 173L161 172H159L153 176H158V175H160ZM95 175H93V177H95ZM77 180H78V178H77ZM184 180H186V181H184ZM181 181H183V182H181ZM56 182H58V183H56ZM192 182H194V184ZM198 183H199V185H198ZM35 184L37 186L40 185L39 187H43L44 190H42L41 188L39 189V187H38L39 190L36 189ZM175 184L177 185V187ZM181 184H183V185H181ZM203 187H204V189H202ZM179 192H181V193H179ZM147 194L148 193L141 194L143 200H147V198H149V200L159 199V198H157L158 194L156 192H151L148 195ZM65 195L67 197H65ZM143 195H144V197H143ZM55 196L56 197L59 196L58 198L61 200L59 202H55V203L51 204L50 201L53 198L55 199L56 198ZM178 196H180V197H178ZM46 197L48 198V200H46L47 199ZM196 198H197V200H196ZM45 200L47 202H45ZM71 200H69V201L71 202ZM134 200L137 201V203H136L137 205H138V201H141L139 195L135 196V198L132 201H134ZM119 202H120V204H118L117 207H119L120 205L121 206L118 209H117V207L115 208L116 212H114V213L116 215H114V213H112V216L124 215L126 212H128L129 207L122 206V205H124V202L122 200H120ZM128 205L131 207L134 206V204H132V205L128 204ZM188 209H189V211H188ZM185 211L189 212V213L187 212L188 215L186 214ZM183 213H184V215H183ZM99 215H100V213H98V216ZM189 215H190V217H189ZM214 215H216V216H214ZM184 216H185V218H184ZM58 217H59V215L57 216V219H56L57 221H55V223H54V225H56L57 228H58V226H60L59 229L62 228L61 230L76 232L78 234L85 232V231H78L76 228H74L73 223H71V224L67 223V221H66L67 219H65L66 217H59L60 219ZM45 219H46V217H45ZM204 220H206V221H204ZM40 221L43 222V224H44L43 227H40V224H41ZM214 221L216 223H214ZM46 222H48V221H46ZM189 223H190V225H189ZM206 224H209V225H206ZM36 225L38 226V228ZM177 225L179 228H177ZM199 225H201L202 230H201V227ZM202 225H204V226H202ZM209 226H210V230L208 228ZM195 228L197 231L195 230ZM36 230H37V232H36ZM208 231H210V232L207 233ZM200 232H202L203 234ZM204 234L206 237L204 236ZM56 236H57V238L55 237L56 239L52 238L54 241H51L52 239L51 240L49 239L47 241L41 242L40 244L38 242L37 243V244H39L38 246L34 242L35 246H33L34 247L33 250L35 252L38 250L39 251L38 253H40L39 254L40 259L41 258L44 259V261H43V259H41V261H39V262L41 264H67V262H68V264H73V261L75 264V262H78L77 256L76 257L73 256V255H76L75 254L76 252L72 253L71 252L72 250H69V248L67 247V244H65L66 242H69V240L66 238V236L62 235V234H59ZM200 237L202 238V240H203V238H206L205 239L206 242L208 241V243H210L211 246L208 245V247H203L204 245H203V242L200 240L201 239ZM209 237H210V239H209ZM241 239L243 240V242ZM18 241H16V242L20 243V241L19 242ZM179 241H181V242H179ZM240 241L242 243H240ZM255 241H257V242H255ZM244 244L246 247L248 246V248H246L244 246ZM249 244L251 247L249 246ZM200 245H202V246H200ZM230 245H233V246L230 247ZM212 246H214V247H212ZM253 246L255 248H257V250ZM202 247L205 248L206 252L205 251H204L205 253L203 252L204 257L202 255V258L200 260L196 261L197 262L196 263L193 255L196 253L195 252L196 250L197 251L202 250ZM242 247L246 248V249H243ZM258 247H260L261 249L260 248L258 249ZM233 248L235 250L236 249L238 250V253H237L238 255L235 257L231 256V254L235 252ZM247 249H249V250L251 249V251L248 250V252H246ZM231 250L234 252H232ZM243 250L245 251V253ZM66 252H68V253H66ZM227 252H228V254H227ZM156 253H158V254H156ZM253 253H254V255H253ZM258 253L260 255H258ZM68 254H69V256H68ZM162 256L164 257V259L169 258V260L168 259L164 260ZM70 257L72 258V263H70L71 261H69V259H68ZM154 257L155 258L158 257V258L155 259ZM71 258H70V260H71ZM255 258L257 260H255ZM212 259H215L214 262ZM235 261H236V263H235ZM208 264H210V263H208Z\"/></svg>",
  "mask_w": 264,
  "mask_h": 264
}]
</instances>
